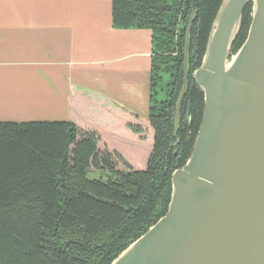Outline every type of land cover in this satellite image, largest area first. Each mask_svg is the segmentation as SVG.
<instances>
[{
  "label": "trees",
  "instance_id": "1",
  "mask_svg": "<svg viewBox=\"0 0 264 264\" xmlns=\"http://www.w3.org/2000/svg\"><path fill=\"white\" fill-rule=\"evenodd\" d=\"M221 2L112 0L113 27L151 31L146 117L123 109L89 114L79 124L0 122V264H111L166 214L172 173L187 162L200 128L204 94L193 73ZM251 14L248 2L231 54L244 42ZM92 170L105 178H88Z\"/></svg>",
  "mask_w": 264,
  "mask_h": 264
},
{
  "label": "water",
  "instance_id": "2",
  "mask_svg": "<svg viewBox=\"0 0 264 264\" xmlns=\"http://www.w3.org/2000/svg\"><path fill=\"white\" fill-rule=\"evenodd\" d=\"M248 2L247 36L231 54ZM193 78L202 120L190 157L172 173L168 210L111 264H264V0H222Z\"/></svg>",
  "mask_w": 264,
  "mask_h": 264
},
{
  "label": "crops",
  "instance_id": "3",
  "mask_svg": "<svg viewBox=\"0 0 264 264\" xmlns=\"http://www.w3.org/2000/svg\"><path fill=\"white\" fill-rule=\"evenodd\" d=\"M111 4L0 0V122L148 115L151 31L113 27Z\"/></svg>",
  "mask_w": 264,
  "mask_h": 264
},
{
  "label": "rangeland",
  "instance_id": "4",
  "mask_svg": "<svg viewBox=\"0 0 264 264\" xmlns=\"http://www.w3.org/2000/svg\"><path fill=\"white\" fill-rule=\"evenodd\" d=\"M168 79H169V77L167 78L166 75H165L163 80H158L157 81V84L155 86V90H156V93H157V95H156L157 99L163 98V96H164L163 92H165V90H166V84H167ZM17 112H18V115L15 116L16 117L15 121H19V122L20 121H24V118L21 117L22 116L21 111H17ZM87 177L90 178V179H96V178H105V175L101 171L92 170V171L88 172Z\"/></svg>",
  "mask_w": 264,
  "mask_h": 264
}]
</instances>
